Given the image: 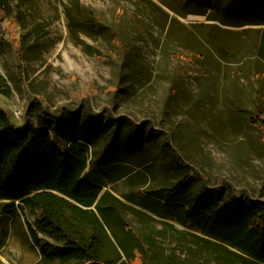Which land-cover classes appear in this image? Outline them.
Listing matches in <instances>:
<instances>
[{"label": "rangeland", "instance_id": "obj_1", "mask_svg": "<svg viewBox=\"0 0 264 264\" xmlns=\"http://www.w3.org/2000/svg\"><path fill=\"white\" fill-rule=\"evenodd\" d=\"M263 23L264 0H8L0 74L11 95L0 94V107L18 127L37 120L40 101L51 114L74 112L64 140L87 130L98 152L116 129L120 159L105 179L127 226L156 244L144 264H218L150 192L182 183L195 196L225 181L264 201V131L252 118L264 122ZM87 110L101 114L98 126ZM9 210L0 205V264H47L29 231L38 216Z\"/></svg>", "mask_w": 264, "mask_h": 264}, {"label": "trees", "instance_id": "obj_2", "mask_svg": "<svg viewBox=\"0 0 264 264\" xmlns=\"http://www.w3.org/2000/svg\"><path fill=\"white\" fill-rule=\"evenodd\" d=\"M7 7L8 0H0V10ZM91 18L100 24L94 12ZM256 56L264 63V29L260 30ZM0 94L11 95L1 74ZM40 105L42 114L37 120L26 115L21 127L0 107V205L11 209L9 214L18 209L38 216L29 231L47 264H144L146 258H152L156 244L150 236L142 238L127 226L120 215L125 205L108 189L105 179V170L120 159L112 152L116 129L98 152L87 130L73 131L64 140L75 129L69 126L74 112L51 114L41 101ZM252 118L264 131L258 112ZM100 119L101 114L87 110L86 121L98 126ZM163 151L182 168L188 167L167 141ZM150 193L165 206L177 208L175 213L183 225L202 235L200 239L218 264H264L263 200L237 194L225 181L212 188L203 185L195 196L182 183ZM40 234L55 244L42 243ZM149 264L165 263L153 260Z\"/></svg>", "mask_w": 264, "mask_h": 264}, {"label": "bare ground", "instance_id": "obj_3", "mask_svg": "<svg viewBox=\"0 0 264 264\" xmlns=\"http://www.w3.org/2000/svg\"><path fill=\"white\" fill-rule=\"evenodd\" d=\"M192 20H203L202 18H198V17H191Z\"/></svg>", "mask_w": 264, "mask_h": 264}, {"label": "crops", "instance_id": "obj_4", "mask_svg": "<svg viewBox=\"0 0 264 264\" xmlns=\"http://www.w3.org/2000/svg\"><path fill=\"white\" fill-rule=\"evenodd\" d=\"M258 27L261 28V29H259V30H263V29H264V25H258Z\"/></svg>", "mask_w": 264, "mask_h": 264}]
</instances>
